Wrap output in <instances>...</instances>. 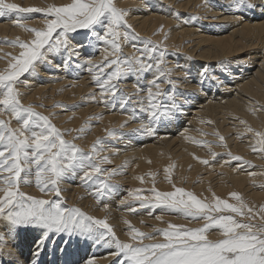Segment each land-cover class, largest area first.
<instances>
[{"label":"snow or ice","instance_id":"obj_1","mask_svg":"<svg viewBox=\"0 0 264 264\" xmlns=\"http://www.w3.org/2000/svg\"><path fill=\"white\" fill-rule=\"evenodd\" d=\"M147 4L148 0H145V6ZM224 6L239 17H243L242 13L246 11L259 10L264 14V0H228ZM4 13L17 14L13 23L25 29L29 37L2 41L17 48L18 52L10 55L7 66L0 69V264H21L23 252L19 241L29 233H32L31 257H25L23 264H42L41 258L49 247V240L54 244L59 236L65 237L59 249L64 264H76L72 259L73 249L64 247L69 240H74L77 245L111 249L115 264H264V205L249 206L235 191L230 197L236 203L215 193L211 200L201 198L191 190L176 186L168 168L165 169V179L171 184V191L158 190L154 174H151L153 187L129 190L128 198L122 199L120 204L128 205L131 213L148 209L151 214V210L161 209L190 222H202L200 226L169 222L165 228L143 233L129 225L130 241L124 242L117 237L107 219L96 218L63 202L61 182L75 176H79L86 188L94 187L92 194L98 201L112 195L119 185L113 184L111 177L118 173L117 169L103 166L111 163L108 155H101L106 150L105 145L117 142L125 135L156 137L161 129H167L178 119L188 99L196 93L183 100L177 99L176 85L170 78L172 69L166 67L167 49L135 33L127 23L129 10L118 7L116 0H69L59 5L53 0L44 7H22L10 0H0V14ZM33 13L44 17L42 26L29 27L24 23V15ZM176 15L179 18V14ZM198 19L189 15L185 22ZM137 40L144 43L142 48L137 47L140 55L125 56L122 44L133 42L136 47L134 42ZM99 46L103 47L104 59L93 63L90 57L100 50ZM233 59L237 61L235 66L230 60L220 61L217 65H202L198 71L199 92L219 90L230 82L235 69L241 67L239 57ZM41 68L50 73L84 68L96 71L93 80L100 94L97 96L92 92L88 98L106 107L114 108L118 104L121 110L131 106L129 119L141 122L127 134L118 129H106L107 139L98 137L91 149L85 151L73 141L91 130L92 120L79 129H61L50 118L54 113L45 115L36 111L32 104L22 103L25 93L21 86L30 88V79L33 74L39 76ZM105 68L108 70L103 71ZM148 73L153 78L147 81L146 87L137 83L135 93H124L120 88L121 79L133 75L143 78ZM160 81L171 87L172 94L161 87ZM260 107L264 108V105ZM4 114L8 119L2 118ZM123 127L121 125V129ZM73 132L77 135L65 138L66 134ZM247 132L253 134V150L264 153V131L249 126ZM219 139L223 143L224 137ZM212 155L214 158L219 154ZM226 155L231 161L250 163L230 152ZM201 162L210 164L209 160ZM33 175L41 192L55 195L44 199L24 192L22 187L31 183ZM143 191L149 194L140 195ZM156 219L162 217L156 216ZM213 228L220 232L216 239L209 238V230ZM157 234L162 239L156 240ZM145 239L152 242L144 243ZM10 242L20 250L19 253L5 250ZM79 264L94 262L81 259Z\"/></svg>","mask_w":264,"mask_h":264},{"label":"bare ground","instance_id":"obj_2","mask_svg":"<svg viewBox=\"0 0 264 264\" xmlns=\"http://www.w3.org/2000/svg\"><path fill=\"white\" fill-rule=\"evenodd\" d=\"M22 7H44L53 0H10ZM69 0H55L58 5ZM259 2V0H253ZM118 7L128 9L127 23L141 38L157 42L167 49L166 67L172 69L170 78L175 82L177 99L183 100L191 96L187 105L181 110L176 121L161 129L156 137L147 138L139 135H125L117 142L105 145L101 155H108L111 163L103 165L107 169H117L111 177L113 184L119 185L109 197L99 201L92 194L93 188H86L79 176L69 177L61 182V197L67 205L79 207L82 211L99 219H107L113 226L117 237L130 241L129 225L143 233H153L157 228H165L169 222L185 224L190 227L200 226L202 222H190L177 214H169L161 209H140L135 213L128 211V205L122 206L120 201L128 198L131 189L155 187L160 191H171V184L165 179V169L172 174V182L178 187L191 190L201 198L212 199L213 193L222 199L236 203L230 193H239L249 205L260 207L264 205V153L252 148L253 134L247 132V127L264 131V14L256 11H246L239 17L234 11H229L228 0H116ZM176 13L179 14L177 18ZM189 15L199 17L197 21H188ZM15 13L0 14V69L7 66L10 55L18 52L17 48L4 43L5 39L29 37L25 29L16 26ZM44 17L40 14H25L24 23L29 27L42 26ZM163 26V27H161ZM124 31V29H121ZM167 34V35H166ZM79 38V37H78ZM122 44L125 56L140 52L137 47L144 46L143 41ZM94 52L90 59L100 63L104 59L103 47ZM239 57L241 67L231 81L219 90L200 93L197 83L198 71L202 65H217L224 60L232 61L235 66ZM108 68L103 69L107 71ZM96 71L87 68L73 72L50 73L39 69V76L33 74L30 88L21 86L25 93L22 103L32 104L36 111L45 115L54 113L50 118L57 127L79 129L92 120L91 130L79 135L73 142L85 151L91 149L98 137L107 139L106 129H118L125 134L138 127L140 120H130L131 106L121 110L117 104L106 107L89 99V93L100 94L98 85L93 80ZM152 74H144L143 78L129 76L119 81L124 93H135V85L146 87ZM161 87L172 94L171 87L160 81ZM183 94V95H181ZM132 99L136 97L133 95ZM43 105V107H41ZM64 105H78L75 108L64 109ZM8 119L7 114L2 116ZM125 121H128L125 124ZM15 123V122H13ZM121 125L124 127L121 129ZM119 134V132H118ZM77 133L66 134L71 139ZM223 136V143L219 137ZM206 142V143H204ZM226 145V147H225ZM240 156L243 164L231 161L226 153ZM212 153H217L213 158ZM209 160L205 165L201 161ZM226 161H229L226 163ZM249 173H253L250 175ZM142 177L143 179H137ZM31 183L22 190L38 198L49 199L55 194L41 192L35 185L34 175ZM148 195L147 191L139 193ZM108 207L105 208L104 205ZM137 207L136 205H132ZM156 216H161L157 220ZM209 238L216 239L218 229L209 230ZM32 233L19 241L20 257L23 264L25 257H31ZM65 237L59 236L55 243L49 240V247L42 256V264H64L59 249ZM78 239V238H77ZM156 240L162 239L160 235ZM144 243H151L145 239ZM66 249H73L72 259L79 264L81 259H91L94 264H115V258L110 255L111 249L90 244L77 245L69 240ZM19 253L10 242L6 249Z\"/></svg>","mask_w":264,"mask_h":264},{"label":"rangeland","instance_id":"obj_3","mask_svg":"<svg viewBox=\"0 0 264 264\" xmlns=\"http://www.w3.org/2000/svg\"><path fill=\"white\" fill-rule=\"evenodd\" d=\"M65 246H68V244H67V245H65Z\"/></svg>","mask_w":264,"mask_h":264}]
</instances>
